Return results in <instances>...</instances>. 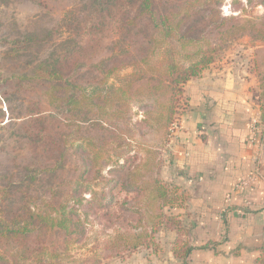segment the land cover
<instances>
[{
    "label": "trees",
    "instance_id": "1",
    "mask_svg": "<svg viewBox=\"0 0 264 264\" xmlns=\"http://www.w3.org/2000/svg\"><path fill=\"white\" fill-rule=\"evenodd\" d=\"M93 1L80 42L63 41L28 77L45 87L53 109L32 113L28 121L35 123L30 132L33 143L41 146L46 161L41 172L48 180L39 202L30 201L7 217L0 214V264H55L67 255L69 245L84 241L95 226L109 237L105 245L115 254L153 244L159 227L180 233L184 221L164 210L176 197H170L160 178V159L139 136L155 128L164 140L168 135L171 139L178 97L213 61L220 42L247 34L264 44V12L224 16L223 0ZM258 2L264 6V0ZM143 22L151 29L139 42ZM113 32L128 38L119 51H111L117 60L109 66L112 57L103 55L96 66L101 79L76 82L74 74L92 65L84 52L89 60L105 54L106 39ZM125 69L130 72L122 75ZM259 76L264 123V75ZM135 106L138 111L133 113ZM139 112L142 119L135 118ZM53 120L63 121V129L47 131ZM76 125L81 135L75 133ZM123 193L132 198L120 201ZM141 219L151 228L134 225ZM59 235L65 238L62 250L56 243ZM192 249L191 243H184L172 253L186 264ZM259 260L264 264V255Z\"/></svg>",
    "mask_w": 264,
    "mask_h": 264
},
{
    "label": "rangeland",
    "instance_id": "2",
    "mask_svg": "<svg viewBox=\"0 0 264 264\" xmlns=\"http://www.w3.org/2000/svg\"><path fill=\"white\" fill-rule=\"evenodd\" d=\"M93 2V0H0V212H2L0 214L5 217L29 205L30 201L39 202V196L48 180L47 175L41 172L43 165H46V161L41 159V146L33 143L30 132L35 129V123L28 125V121L32 113L53 109L47 104L45 87L35 81H29L28 77L32 74V69L53 55L63 41L74 38L80 42L85 31L83 28L85 21L93 13ZM220 10L224 16H250L263 13L264 6L258 0H223ZM150 29L151 26L143 22L140 28L141 35L136 38L137 41L144 42V36L150 33ZM108 35L105 54L103 52L89 60L90 54L84 52L83 58H88L87 62L92 65L74 74L76 82L85 85L101 79L102 76L97 72L96 66L103 55L112 57L111 51H119V46L128 39L114 32ZM214 42L218 41L213 40ZM73 47L78 50L79 46L76 44ZM119 57L122 59L124 56ZM213 57V61L193 78L199 77L206 69L223 70L231 65L238 66L239 77L241 72L251 73L256 75L259 81V75H264V44L251 35L242 34L226 42H220ZM113 59L117 60L112 57L111 61H107L109 66ZM128 72L130 69H125L121 73L124 75ZM178 102L179 108L170 130L171 139L178 129L175 125L180 123L186 108L185 89L178 97ZM136 111L137 106L134 107L133 113ZM151 116L154 117V114ZM135 118L142 119L143 112H139ZM59 122L58 120L48 122L47 131L63 129V121ZM143 129L146 127L143 126ZM75 133L82 134L77 125ZM169 137L170 135L164 140L162 134L154 128L146 137L139 136V139L156 152L155 156L160 159V178L168 188L170 197H176L174 204L164 210L181 217L185 225L182 231L177 233L172 229L159 227L154 233L153 244L131 250L123 249V252L115 254V251H111L113 249L111 245V249L105 245V240H109V237L100 233V229L95 226L84 241L69 245L67 255L55 264H183L182 258L173 256L172 249H178L184 243H191L192 231L186 214L181 212L186 202L185 184L171 178ZM72 170L74 166L69 169L70 172ZM124 197L132 198L131 195L123 193L120 201ZM148 213H145L147 219ZM134 225L140 229L150 227L146 219H141ZM56 243L61 250L65 247L63 235L56 238ZM20 263L38 264L28 260H21Z\"/></svg>",
    "mask_w": 264,
    "mask_h": 264
},
{
    "label": "crops",
    "instance_id": "3",
    "mask_svg": "<svg viewBox=\"0 0 264 264\" xmlns=\"http://www.w3.org/2000/svg\"><path fill=\"white\" fill-rule=\"evenodd\" d=\"M237 69H206L184 88L169 163L171 178L185 184L186 264H261L264 255L261 89L256 75Z\"/></svg>",
    "mask_w": 264,
    "mask_h": 264
},
{
    "label": "built area",
    "instance_id": "4",
    "mask_svg": "<svg viewBox=\"0 0 264 264\" xmlns=\"http://www.w3.org/2000/svg\"><path fill=\"white\" fill-rule=\"evenodd\" d=\"M176 124V123H175ZM175 127H177V124L175 125ZM259 128L256 126V125H254L253 126V131H252V134H253V136L254 137H257L258 138V136H259ZM249 182V181H248Z\"/></svg>",
    "mask_w": 264,
    "mask_h": 264
}]
</instances>
